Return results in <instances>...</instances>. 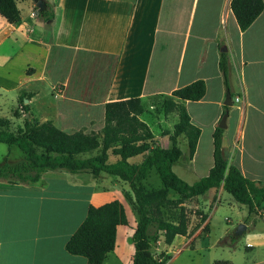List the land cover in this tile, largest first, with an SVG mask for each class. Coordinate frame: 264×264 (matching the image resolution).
<instances>
[{
  "label": "crops",
  "instance_id": "0c3cea01",
  "mask_svg": "<svg viewBox=\"0 0 264 264\" xmlns=\"http://www.w3.org/2000/svg\"><path fill=\"white\" fill-rule=\"evenodd\" d=\"M15 1L20 21L11 23L0 14V75L10 79V91L16 94L12 102L20 95L30 97L24 103L29 112L10 114L18 128L26 119L48 122L70 134L96 133L102 142L108 102L140 97L146 104L202 79L206 93L200 100L175 98L201 133L193 157L188 148L182 150L172 169L190 184L209 173L214 132L230 91L240 100L229 106L227 127L222 128L223 156L246 177L264 181V9L242 30L231 0H48L55 12L49 27L36 16L34 0ZM223 54L228 59L226 73L220 66ZM143 120L155 135L153 145L169 147L170 134L160 129L156 133ZM101 153L102 146L77 157ZM107 153L109 163L120 158L111 149ZM143 158L139 154L128 160L137 164ZM217 190L216 196L209 190L196 201L216 207L224 188ZM126 193L134 196L127 182L105 172L95 178L87 171L48 170L35 183L0 179V264H90L86 257L70 253L66 243L86 218L89 205L115 199L123 202L128 224L118 226L115 249L103 264H133L137 222L128 210ZM204 214L209 225L210 215ZM190 233L189 228L187 235H176L167 244L168 252L187 248L195 237ZM246 233L262 241L260 245L247 240L240 247ZM231 242L227 246L244 250L245 259L228 260L230 264H264V227L247 226L243 233L235 232Z\"/></svg>",
  "mask_w": 264,
  "mask_h": 264
},
{
  "label": "trees",
  "instance_id": "16d2710c",
  "mask_svg": "<svg viewBox=\"0 0 264 264\" xmlns=\"http://www.w3.org/2000/svg\"><path fill=\"white\" fill-rule=\"evenodd\" d=\"M46 3L44 10L36 7V16L51 27L55 18L54 6L48 0ZM231 8L240 28L245 30L264 9V1L231 0ZM0 14L11 23L21 20L20 9L15 0H0ZM227 64V56L223 54L220 66L224 73L227 71ZM205 93L206 83L199 79L164 96L165 113L175 111L179 118L170 134V146L167 148L153 145L154 133L147 122L140 118L146 111V105L140 97L106 104L102 142L96 133L79 131L70 134L48 122L40 124L29 119H26L23 127L13 131L11 126L10 129L7 127L9 119L0 117V142L6 143L10 148L16 146L24 154L18 161L0 162V179L10 183H35L44 171L58 169L71 173L87 171L95 178H100L104 172L118 177L129 183L134 196L129 193L126 196L133 202L138 215L137 227L132 236L135 245L133 264H166L169 257L163 254L156 256L152 251L153 242L159 240L160 234L165 236L167 244H171L176 235H187L188 221L183 209L177 223L165 220L161 207L167 204L180 206L186 200L223 186L237 202L248 206L246 220L264 209V181L246 177L238 166L230 164L224 158V129L221 127H217L214 132V164L206 176L190 184L172 169L173 163L182 155L178 137L183 135L186 138L189 156L192 158L201 133V129L191 122L185 105L175 98L196 101ZM23 106L25 112H29V104ZM228 110L229 106H226V111ZM100 146L101 154L89 158L77 157V154ZM109 149L120 156L114 163L108 162ZM139 154L144 155L140 163L129 162L130 157ZM152 169L157 172L162 187L148 191L139 180ZM171 190L179 197L170 198ZM202 218L205 220L207 214L202 215ZM121 224H128L126 209L121 200L115 199L100 206L91 204L86 218L67 241L66 249L72 254L86 257L90 264H103L107 254L115 249L117 228ZM214 264L230 262L216 260Z\"/></svg>",
  "mask_w": 264,
  "mask_h": 264
},
{
  "label": "rangeland",
  "instance_id": "374dc122",
  "mask_svg": "<svg viewBox=\"0 0 264 264\" xmlns=\"http://www.w3.org/2000/svg\"><path fill=\"white\" fill-rule=\"evenodd\" d=\"M23 11L26 12V8H23ZM1 78L0 75V117L9 119V125L7 127L10 129L11 126V129L16 131L18 127L14 125L12 121L10 122V114H12L11 116L17 114L24 115L25 111L23 110V104L26 102L27 98L25 97L22 99L24 96L20 95L12 102V98L16 94L14 91H10V79L5 81V79ZM3 90H7V92ZM163 99L164 97L156 96L146 102V111L141 116L152 124L156 133H160V129L162 133L171 134L174 130L176 116L178 115L175 111L165 113ZM19 109H22V112H20ZM184 138L183 135L178 137L179 145ZM180 147L182 150L187 151V142L185 141L184 144L182 143ZM23 156V152L16 146H13L12 151H10V147L6 143L0 142V162L4 160L18 161L22 159ZM139 182H141L148 191L157 190L162 187V182L154 169L150 170L145 177L140 178ZM217 191L218 190H215V196L217 195ZM220 196L222 200L216 207H211L209 204L203 207L200 201H196V198L186 200V206L185 203L182 204L184 207L182 205L174 206L173 204H167L161 207L164 219L175 223L179 221L183 209L187 216L188 229L190 228L191 230L190 235L194 234L201 226L202 230L195 233V237L189 242L187 248L183 251L182 248H175L173 252H168L169 248L165 241V236L160 234L159 240L152 244L153 253L156 256L161 254L165 257L168 256L169 259L166 262L167 264H214L216 260L224 259L241 263L245 259V251L239 250L238 247L233 248L227 245L232 243L231 237L235 235L240 223H245L247 226H250V228L256 226L264 227V209L261 213L258 212V214H254L250 220H246V216H248L249 213L247 205L237 202L226 190H224ZM169 197L177 198L179 195L171 190L169 192ZM125 199L131 217L138 222V215L133 207V202L128 199L126 194ZM204 211L210 215L209 225L207 222L205 223V220L202 218ZM247 229H249V227ZM251 235L252 233L243 235L244 237L241 239L240 247L246 244L245 242H247V240L254 241L253 244L257 246L260 245L262 241L257 240L256 236ZM249 236H251V238Z\"/></svg>",
  "mask_w": 264,
  "mask_h": 264
},
{
  "label": "water",
  "instance_id": "95a60500",
  "mask_svg": "<svg viewBox=\"0 0 264 264\" xmlns=\"http://www.w3.org/2000/svg\"><path fill=\"white\" fill-rule=\"evenodd\" d=\"M34 1H35L36 7L38 8V10H44L47 6L46 0H34ZM225 104L228 106L233 105V97L230 91L227 92ZM228 116H229V111H226L224 115L222 116L220 124H219L221 128L227 127L226 121H227ZM246 227L247 225L245 223H240L236 233L237 234L243 233ZM160 232H163V230H160Z\"/></svg>",
  "mask_w": 264,
  "mask_h": 264
},
{
  "label": "built area",
  "instance_id": "2783aa9c",
  "mask_svg": "<svg viewBox=\"0 0 264 264\" xmlns=\"http://www.w3.org/2000/svg\"><path fill=\"white\" fill-rule=\"evenodd\" d=\"M234 101H239L240 100V97L239 96H236V97H234V99H233Z\"/></svg>",
  "mask_w": 264,
  "mask_h": 264
}]
</instances>
